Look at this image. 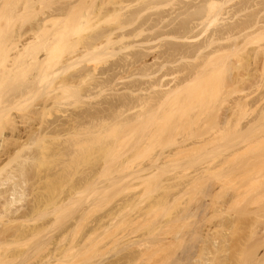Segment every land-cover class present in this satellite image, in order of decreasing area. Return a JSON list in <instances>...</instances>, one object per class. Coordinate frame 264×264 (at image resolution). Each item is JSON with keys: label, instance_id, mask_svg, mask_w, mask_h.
<instances>
[{"label": "bare ground", "instance_id": "bare-ground-1", "mask_svg": "<svg viewBox=\"0 0 264 264\" xmlns=\"http://www.w3.org/2000/svg\"><path fill=\"white\" fill-rule=\"evenodd\" d=\"M234 2H236V5H234V7H231L230 4ZM82 3V0H76V2L68 3L66 7L57 10L55 15L47 16L42 21H38V23L31 30V33L33 34L30 35L35 36L33 38V41H29L32 38H26L25 34H20L16 31L18 34V38H13L12 40H10L6 47H4V45H6L4 44L0 48H5L3 52L4 54L2 53L4 48L2 49V51H0V53L3 54H0V57H4L3 60L5 63L3 61L2 62L6 66L5 69L1 71L2 74L0 76V177H4V175L6 176V178H0V211L4 210V215L6 214L5 216H8L6 217L7 219L10 217V221L8 223H10L12 227L13 225H17L16 227H18H15L17 229L16 232L14 231L13 234L11 233V238H13V241L16 238L19 239V236L23 232L25 236L26 232H29L30 230L32 234L34 233L32 231H35V233H37L36 237L38 236V234H40L36 232L39 229L34 230V228H36V221L38 220L36 216L34 217L32 214L34 213V211L31 213L28 212V210H24L26 208L25 206H28L23 203L25 202L24 198L27 197L26 195H28L27 193H25V190L26 186L30 183H28V181L26 182L25 180L22 182V179H26L25 174L28 173L27 175H29V171H26V166L29 163L28 161H31L32 163L35 162L34 164L37 166V159H41L42 157H44V154L46 152L43 154L44 156H42V153H40L41 156H39V153L37 154L36 152V154L39 156H37V158L36 154H34L35 152H33L31 148L34 147L35 149V147H37L38 144L41 145L42 142L44 144H49L50 139H54L55 141L59 142L62 147H66L64 146L65 141L63 145V143H60L59 140L62 141V139H68L69 141L71 140L70 138L72 136L73 138L76 137L75 142L78 140L79 141L76 142L77 144H75L74 141L72 142V140L69 141L72 142L71 144L66 141V143L69 144H67V150L70 151L75 144L78 146L79 150L85 151L86 148L91 147L90 142L91 145L95 143L97 144L99 140H97V142L96 139H94L95 141H93V143L91 139H82L80 135H84L83 137L86 136L85 138H87L88 135H91L94 138L98 137L102 139V136H100V132L103 130L102 135L103 139H105L104 137L108 132H112L111 135H113V133H117L118 129H120L121 127L127 128L135 126L138 123L146 124L148 123V121L150 122L151 118L154 119V117H157V120L155 119V121H159L158 123H160V120L161 122L163 120L162 118L160 119L157 115L165 118L164 116L167 117L168 115L167 111L169 113V116H174L180 113L183 115L182 117H184V114L186 115V113H188V111L190 110H186L187 107H189L187 105H190L191 102V100L188 99L191 94L188 96L187 94L195 91L193 89H196L199 86L198 83L200 82L201 75L206 73L205 69L208 68V66L210 67L211 62L214 61L217 57L225 55L228 52H236L238 49H240V47H242V44L264 34V20L259 19V17L255 22H252L251 18H249V20L247 21H241L244 13L261 5V3H259L257 0H105L104 3L102 2V5L99 7V9L97 8V13L96 11L94 12V10H92L90 16H88L86 13H81L82 15L78 14L77 18L75 17V19H73V15L76 14L75 12L77 10V7L82 5ZM111 5L114 7L110 8ZM153 10H156V13H154V15L152 14V16L148 15L145 18V15L149 13V11L153 12ZM93 14H95L94 17L92 16ZM15 18L20 19V16L13 17V19ZM21 18L25 17L21 16ZM30 18L31 17H28L26 21L30 20ZM105 18H107V21L115 20L117 24L114 27H106L105 29L97 31V29H100V27L102 26L100 23L107 22L106 20H104ZM19 19L18 21H20ZM228 21L234 22L229 23ZM90 28L94 31V33H87L83 36L81 35L83 34V32H89L88 29ZM49 29H51L52 32ZM47 30L48 32H51L48 34L49 37L40 39V33H45L47 32ZM75 35H77L76 38L74 37ZM241 38H243L244 41L238 42ZM2 39H4V35ZM4 41L6 42L7 39H4ZM232 41V45H224V43ZM0 43L3 44V40L0 41ZM65 49L69 50L67 52V56H65L64 53V51H66ZM262 53H264V47H260L256 50L257 56H260ZM55 56L56 58L58 57L57 60L55 58L56 62L54 63L56 69L52 70V72L49 71L48 73V70L54 68L53 64L52 68L50 66V59L54 60ZM103 59L105 60V62L106 60L109 62V59H115V61H112V63L110 62L107 67H99V62L101 60L104 61ZM201 60L202 62L197 63ZM6 61L8 62V64H6ZM102 61L100 62V64L102 63ZM213 65L215 66V63H212L211 67ZM34 70H36V73L33 75L34 79L29 80L28 83L26 82L27 85H25L24 87L22 85L21 89L18 88L19 85H15V91L14 88H11V84L16 83L17 77V82L19 81L23 84V82L20 81V79L22 78V76L20 77V74H22L23 76L25 75L26 80H28L29 77L27 78V76H29ZM48 78H51V80L49 79L50 81H47L49 84H47L46 82V84L43 85L44 79ZM22 80L25 81V78H23ZM252 80L254 79L252 78ZM252 80H250L252 84L250 83V81H248L249 84H251L249 89H254L256 90L255 92H258L262 88H264L263 76L259 77L258 81H255V83H253L254 81L252 82ZM34 96H37L39 99L40 96L41 98L43 97V102H37L39 103V105L35 104L31 106V104L33 103L29 104V102L31 100L33 101ZM192 96L193 94L191 95V98ZM251 96L252 94H248L243 96L242 98L236 99L234 102L228 103V109L224 113L222 112V114L219 115L218 113L222 111V106L227 105L228 99H225L220 103V107H218V109L221 110L220 112L216 113L217 116L215 117V126H213V128H210L212 129L210 130V132L213 131L211 132V136L208 132H201L197 140L193 142L188 139V141L186 139L182 140L181 142L177 143L178 145L176 149L171 154L170 151L168 152V154H165L164 151L166 150L161 151L160 155H156L155 158L152 159V161L150 159L151 163H148V166L146 165L130 175L132 181L133 179L136 181H138V179L142 181L143 179V181H145L147 179H150V177L156 176V174L158 175V172L163 168L164 170H166L168 167L166 165L168 164V160L174 155L179 153L181 154L189 149V152L195 151L194 149L196 148L204 149L208 144H210L211 141H213V143L215 144L214 149L213 147H211L213 150L208 147L209 157L211 155V152L213 155H211L209 159H207L208 154L206 153L208 151V148L207 150H204L205 152H200V150L198 152L200 153L198 158L200 162L196 159L198 162L195 161L194 163V161H192L191 165V162L188 161L189 164L187 162V165H182V168L179 167L180 171L177 170L179 168H175V171L177 170L179 172L175 173L176 176L173 175L175 178L173 182H177L180 179L181 185H184V194H191L192 190L189 192V189L194 186L195 183L197 184L198 182H202L204 186L203 188L202 184L200 183H198L197 185L198 187L200 184V186H202L203 188H200L201 190L199 191L202 193L203 190V196H200L202 197L201 200L198 198V202L200 201L199 203H201L200 206L198 204L199 208H197V210L199 211L197 213L199 215L195 214V218L199 216L198 218H196L197 223H195L198 225H196L198 229L197 232L196 229L192 230L193 234H191L190 237V239H192V242H194V245L190 241V239L188 240L189 242H186L189 244H185V248L182 253L183 256H181L182 259H179L181 260L180 262L183 261V264L185 262L187 263V261L188 264H193L194 262L192 263V261L198 263L199 259L196 256L199 257V254L201 262H199L198 264H201L203 259L204 261L202 264H264V154L262 156L255 157L256 155H258L256 154L253 157L251 156L252 158L248 156L250 159L248 157L247 159L244 158L247 161H244V159H240L239 157H244L241 155L242 153L243 155H246L247 152L244 153L246 150L249 152V150H251L250 148L253 149L255 145L259 146V144L263 142L264 108L243 129H241V122L238 121L239 124L237 123L236 125L233 121L234 118H236L235 110L237 108L244 109L246 107H249ZM38 98H36L35 101ZM71 99L76 100L77 103L73 101L75 104L73 105ZM79 99H82L83 102ZM262 101L263 99L261 100V102ZM68 102L70 103V105H67L69 104ZM82 103H86V105L88 104L89 107H87V105L84 108V111H82V109V112L79 111V113H76L77 109L79 108H77V106H79L78 104ZM58 105H62L64 107L62 108L64 110L66 109L63 112L61 111V115L64 114V116H62L64 119L59 120L60 118L58 117L59 119L55 118L57 121H49L50 123H46L48 120L45 119L51 118L47 116L52 113H49V111H52L55 108L61 109ZM105 105L108 107H105ZM193 105L194 104H192L191 106ZM27 107H31V109L33 110L29 111ZM70 107L71 110H75L74 108H76V111H73V113L70 110ZM165 107H169V110L165 111ZM26 108L28 112H24ZM18 110L19 112L16 113V111ZM59 111L60 110H58L57 112L61 113ZM195 112L196 110L194 111V113ZM162 113H165L164 116ZM194 113L190 112V118ZM203 113L205 114V112ZM51 116L53 117L52 114ZM187 116H185L184 118H186ZM192 118L194 119V117ZM155 121L153 120V122ZM177 121H180V119ZM168 122L169 120H167V124H169ZM44 123L46 124L44 125ZM175 123L177 124V127L180 124L176 121ZM181 124H184L183 121ZM230 124H233L235 126L240 125V129L239 127L235 126L234 128L233 125L232 127L237 131L240 130L242 133L236 131L235 133L233 132L234 134H231L232 127L230 129ZM182 125L179 126L182 127ZM112 126H114L115 128L117 127L116 129H113L115 130V132H113ZM168 126H172V123ZM175 126L173 125L169 128L173 129L174 127V131L175 129L177 131L178 128H175ZM104 127L107 129L110 128L111 130L108 129L107 132L106 129H102ZM184 128H186V125L184 126ZM6 130H8V132ZM180 130H182V128H180ZM104 131L105 133H107L105 134ZM239 133L242 135H240ZM114 135L115 136L112 137L116 139V136L118 134ZM226 135L229 136L224 137ZM233 135L236 138L232 140L230 138L234 137ZM77 138L79 139L77 140ZM47 140H49V142H46ZM223 140L225 142H223ZM54 142L50 143V145H55ZM35 144L37 145L33 146ZM48 144H45L46 147L49 146ZM86 144H88V147L86 146ZM71 145L73 146L71 147ZM69 146L71 147L70 149ZM77 146H74L72 153L71 151L69 152L65 150L66 148H64L63 153L61 152V154H64L65 158L70 159L74 157V159H76L75 157L77 155L79 156L80 153L79 150L77 151L76 149ZM58 147L62 148L60 146ZM134 148L132 150L133 153L136 151V148ZM28 149L31 153L28 151ZM42 150H44L43 147L41 151ZM51 151H53V149H51ZM66 151L68 152L67 155ZM24 152H26L27 154L23 155ZM75 152L76 154H78L76 155ZM102 152L103 151H101L100 154H102ZM106 152L108 151H105V153ZM87 153L88 152H86L85 154ZM68 154L70 157L68 156ZM18 155H20L19 157L22 156L23 160L20 158L18 159ZM58 155H60V153ZM80 155L84 156L83 152L80 153ZM201 155H204V157ZM14 156L15 160H21L20 163H16L18 165V169L15 165L9 167H13L12 169L16 168L17 172L22 167V170L20 169L22 172L20 175V172L17 173L15 170V172L18 174L17 176L15 173H13L14 170L12 171V169H8L10 170L9 172H5L7 171V168H9L7 167L9 165L7 160H9L10 158H13L12 160H14ZM129 156L130 154L126 157ZM236 158H238V160ZM239 159L241 161H239ZM68 160L66 162L69 163L71 161V164L69 163L66 166L73 165L72 162H74L75 160ZM235 160H237V162ZM9 161L11 162V160ZM238 161L240 163H238ZM4 163H8L6 164L5 170L4 166L1 168L2 165H5ZM41 163L42 162H40V164ZM38 166L39 168H37L40 169V165ZM194 166L196 168H194ZM67 168L69 167H66L65 169L68 170ZM192 170L195 172L193 173ZM169 171H166V173H168ZM171 172L172 170L170 171V173ZM173 173L174 171L172 172V174ZM30 174H32V172ZM21 175H23L24 178ZM18 176H21V180L18 178ZM125 178L128 179L130 177L125 176ZM125 178H123V180H125ZM172 178L170 180H172ZM182 182L184 183L182 184ZM205 182L207 183L206 187L204 185ZM22 187L25 188L23 189ZM81 188L83 189V187ZM35 191L37 190L35 189ZM83 191H81L82 193L80 194H83ZM188 194L187 196L190 195ZM36 199H38V197ZM36 199L35 202L37 201ZM41 200L43 199L41 198ZM68 200L69 202L66 201V199L64 201L68 204L71 202V205L69 204V206H74L77 203V201L74 199L76 202L74 205H72L74 203L72 202L73 199ZM64 201L61 202L65 207L66 203ZM19 205L21 206L19 207ZM84 205H86V202L84 203ZM29 206H31L30 202ZM57 206L56 209H59L60 205L59 207ZM69 206L67 207L70 210H74V208L72 209V207ZM67 207H65L66 211H69V209L67 210ZM1 208L3 210H1ZM38 208H41V206H38ZM63 208L62 210L64 211L65 208ZM56 209L54 210L56 211ZM32 210H34V206ZM51 210L53 211V209ZM37 211L39 212L40 209H38ZM50 211L48 212L50 213ZM210 211H212L211 218H216L215 220L218 221L217 224L214 221L215 224L213 226L212 221L214 219L212 220L209 217ZM40 213H42V211H40ZM28 214H30V221L35 222V226L33 225L34 228H32V223L28 219ZM112 214L109 215L110 219L115 217L116 215L115 213V215H113L112 217ZM31 215L33 217H31ZM42 215L43 218H41V220H44L47 216L45 217V214L43 213ZM51 215L52 216H50V218L53 217V214ZM54 215H56V212L54 213ZM40 217H42L41 214ZM1 218L2 216H0V219ZM31 218H36V220H31ZM103 218L102 220L106 222L107 220H104ZM55 220L56 221H53L56 223L58 218ZM208 220H212L211 225H209L210 222ZM27 221H29V225L28 223L27 225L31 226L29 228H27L28 226H23ZM103 221L98 222L95 229H99L98 227L102 226ZM18 223L22 226L19 227ZM1 225L2 224H0V227ZM52 225H54V223ZM240 225L242 226L243 230L238 228L240 227ZM243 225H245L246 227ZM9 226H6V228ZM26 228L32 229L26 231ZM6 230H8V228ZM235 230H241V236H239V232L237 234V231ZM242 231H245V234H242ZM94 232H92V234H94ZM1 235H3L2 231L0 233V236ZM5 235L9 237L7 234ZM197 235L198 238L196 237ZM27 236H29L28 233ZM33 237H35V234L33 235ZM236 237L239 238H237L235 242L234 239ZM197 239H199V241ZM195 240L197 243L195 242ZM3 241L4 243H7V240ZM3 241L0 242V250L2 249L4 251L3 254L5 255L6 246H4L3 244V248L5 250L1 248ZM18 241H20V239ZM136 244L137 245H132L137 246L138 248V243ZM142 245L145 244H143L142 242ZM142 245L140 244V246ZM196 247L199 250H197ZM194 249L199 251V253L197 254V251H195ZM80 251L81 250H79V252ZM55 252H57L55 253V255L51 254L52 256H49L52 258H50V261L48 260L49 263L47 262V264H52L53 262H51V260L53 261L55 260V258H57L56 255L58 254V251H56L55 249ZM29 255L31 256V254ZM192 255H196L194 256L195 260H193L194 257ZM209 255H212V260H210L211 258ZM223 255L224 257L228 256V258H224ZM231 255H233V257ZM27 257L23 258L27 260ZM134 257L135 256H133V258ZM28 259H30V257Z\"/></svg>", "mask_w": 264, "mask_h": 264}, {"label": "rangeland", "instance_id": "rangeland-1", "mask_svg": "<svg viewBox=\"0 0 264 264\" xmlns=\"http://www.w3.org/2000/svg\"><path fill=\"white\" fill-rule=\"evenodd\" d=\"M104 1L105 0H82V2H83L82 5L77 7V10L75 12L76 14H74L73 15L74 18L73 17L72 18L73 19H75V17L77 18L78 14H81V13H83V14L86 13L88 16H90L92 13V10H94V12L96 10H98L99 7L102 5V2L104 3ZM257 1L259 3H261V5L259 7L251 9V10L247 11L246 13H244V15L241 18V21H247V20H249V18H251L252 22H255L258 17H259V19L264 20V0H257ZM73 2H76V0H0V38L2 39L3 35H4V39H7L6 42L4 41V39H2L3 44H1L2 42L0 43V48L4 44H6V45H4V47H6L7 44L10 42V40H12L13 38L14 39L18 38L17 32L20 34H25L26 38H32L29 41H33V38L35 36L30 35V34H33V33H31V30L38 23V21H42L47 16L55 15L57 10L64 8L68 5V3H73ZM113 3H115V2H113ZM234 5H236V2L230 4L231 7L232 6L234 7ZM108 7H110V6H108ZM113 7L114 6L111 5L110 8H113ZM158 12H160V11H158ZM96 13H97V11H96ZM154 13H156V10H153V12L149 11V13H147L145 15V18L148 15L149 16H152V14L154 15ZM94 15L95 14H93L92 16L94 17ZM16 16L17 17L20 16V19L18 18L20 21H18V19H16V18L13 19V17H16ZM21 16H24L25 18H21ZM26 17L27 18L31 17V18H30V20L26 21V19H27ZM34 17H36V18H34ZM101 18H103V17H101ZM106 19L107 18H105L104 20H106ZM228 22L232 23L234 21H228ZM100 24L102 26L100 25L101 27H100V29H97V31L105 29L106 27H114L117 23L115 20L114 21L108 20L107 22H104V23L102 22ZM49 30L51 31V29H49ZM2 31H3V33H2ZM88 31L89 32H83V34H81V35L83 36V35H86L87 33H94V31L91 30V28L88 29ZM91 31H93V32H91ZM51 32H48V30H47V32H45V33L44 32L40 33V35H39L40 39H42V38L45 39L46 37H49L48 34ZM74 37L76 38L77 35H75ZM1 39H0V41H2ZM243 41H244V39L241 38L238 42H243ZM232 44H233V41L228 42V43H224L225 46H230ZM241 46L242 47H240V49H238L236 52H233V53L228 52L225 55L217 57L218 59L216 58L214 61H212L210 64V67L208 66V68L205 69L206 73L203 72L204 74L201 75L200 82L198 83L199 86L198 87L196 86L197 88L193 89L195 91L192 90L194 93L190 91L191 93L187 94V96L190 94L191 95L193 94V96H192V98H191V95L189 98L187 97L188 99L191 100V102H190V105H187L189 107H187V109H186L187 111L189 109L190 110L188 111V113H186L187 111L185 112L186 115L184 114V117L187 116V114H188V116L186 118L182 117L183 115L180 113L176 114L174 116H169V113L167 111V110H169L168 109L169 107L168 108L165 107V109H166L165 111H167L168 115L166 117V116H164L165 113L164 114L162 113L166 119L161 117L160 115H157L160 119L162 118V120H163L161 122V120L159 119L160 123H158L159 121L158 122L155 121V119L157 120V117L153 116L154 119L151 118L152 121L150 120V122L148 121V123H146V124L145 123H138L135 126H131V127H127V128L125 127L126 129L124 127H121L122 129L121 128L118 129L117 133L115 132V130H113V129H116L117 127L115 128L114 126H112V130H113V132H115V133H113V135H111L112 132L111 133L108 132V129H110V128L107 129L104 127L102 129H106V131L108 133L106 132L107 135L106 136L104 135L105 139H103V135H102L103 130L101 129L102 131L100 132V134H101L100 136H102L103 140L101 138H98V137L94 138L91 135H88L87 138H85L86 136L83 137L84 135L83 136L80 135L82 139H89V140L91 139L92 142L95 141L94 139H96V141L99 140V142L97 141L98 142L97 144L95 143V144L91 145V142H90L91 147H88V144H86V146L89 148V151H88V148H86L85 151L79 150L78 146L75 145V144H77L76 142L79 141L78 140L79 138H77L78 141L75 142L76 137L73 138L71 136V138H70V136H69V138L72 140V142L73 141L75 142L74 146H77L76 147L77 151L79 150L80 153L83 152V155L86 152H88L84 156L80 155V153H79V156H82V157H79L77 155L78 153L76 154V152H77L76 151L75 152V154L77 155V156L75 155L76 159H74V157L70 158V159H72V161H74V160L75 161L72 162L73 165H69V166H66V165H68L71 161L69 163H67L66 161L69 158H65L64 154H63L64 155V157H63L61 152L63 153L64 148H66L69 145L68 143H70V144L72 143V142H69L71 140H69V141H68V139L63 140L62 138H61L62 141L59 140L60 143H63V145H64V141H65L64 146H66V147H62V145H60L59 142L55 141L54 139H52V140L50 139V142H49V140L46 141V142H49V144L45 143V144L49 145L48 147H46V145L43 142L41 143L42 146L39 144L33 145V146L37 145V147H35V149L36 148L38 149V150L36 149V151H35L34 147L31 148L32 151L35 152L34 154H36V152H37V154L39 153V156H41L40 153H42V156L45 155L46 157L44 156L45 158L42 157L40 159V158H38L39 156L36 154V157L38 156L37 157L38 159L36 161L37 166L34 164L35 162L32 163L31 161H28L29 162L28 165H30V166H28L26 163L27 166L26 165L25 166L28 168V169L26 168V171H29L30 176L27 175L28 173L26 172L27 174H25V177L28 180L22 179V182L25 180L26 182L28 181V183H30V184L26 183L28 185L26 186V190H25L26 192L25 193L28 194V195H26L28 198L24 196L25 198L24 197L23 198L25 199V202H23V203L25 205H28V206H25L26 207L24 209L25 211L28 210V212H31V213L34 211L35 214L34 213H32V214L34 217L36 216V218L38 219L36 221V228H34L35 222L30 221V214H28L29 215L28 219L32 223V228H34V230L39 229L36 232H38L40 234H38L37 237H36L37 233H35V231H32V232H34L32 234L31 230H30L32 228L27 229V228L31 227V226H28L29 221H27L26 224L23 226H26V227L28 226L26 228L27 229L26 231H29V230L30 231L26 232L23 229L26 232V235L24 236V232H23L19 236L20 241H18L19 240L18 238H16V239L14 238L15 240L13 241L12 240L13 238H11V235L14 233V231L16 232V230H17L16 228H18V227H16L17 225L16 226L13 225V227H12V225L10 223H8L10 221L9 220L10 217L8 219L6 218L8 216H5L6 214L4 215V213H3L4 210L2 209L3 208L2 207L1 210H3V211H0V216H2V218H5V219H2V218H1L2 220L0 219V221L4 222V223L0 222V224H2L0 227V233L2 231V234H3L0 236V242H2L3 240H5V241L7 240V243H4V241H3L2 245H1L2 246L1 248L6 246L5 247L6 250L3 248L5 250V255L3 254L4 251L2 249L0 250V264H21V263L22 264H43V263L47 264V262L49 263L50 258H52L49 256L51 254L55 255V253H57V252H55V249H56V251H58V254L56 255L57 258H55V260H53V261L51 260V262H53L52 264H183V261L180 262L181 260H179V259H182L181 256H183L182 253L184 251L185 244L186 245L189 244L186 242H189L188 240L190 239L191 234H193L192 230L196 229V232H197V229H198V227H197L198 225L195 223H197L196 218L199 217L198 216L199 214L197 213L199 211L197 210V208H199L198 204L200 206L201 203H199L200 201L198 202V200L199 199L201 200L202 197H200V196L201 195L203 196V190H202V193L199 191L201 190L200 188H202L203 184H202V182L201 183L198 182V183L202 184V186H200V184H199V186L197 187L198 183L197 184L195 183L194 186L191 187L192 189L191 188L189 189V192L192 190L191 194L190 193H189L190 195L188 193L184 194L185 193L184 192L185 189L183 187L184 185L183 186L181 185L180 179H179V181L175 180L177 182H173L175 179L173 175H175V173L180 171L179 167L182 168L183 167L182 165H187L186 163L188 161L191 162V165H192V161H194V163H195V161L198 162L199 161L198 158L200 155V153H198V152L200 150H201L200 152L207 150L208 147L209 148L213 147V149H214L215 144L213 143V141H211L210 144H208L209 146L207 145L204 149L202 148L203 150L200 148L199 149L196 148V149H194L195 151L189 152V150H190L189 149V150H186L188 152L185 151L181 154L179 153V154L174 155L172 158H170L168 160V164H166L168 166L167 167L168 170L166 168H165L166 170H164V168H163L162 170L165 172H163L161 170L162 172L159 171L158 175L156 174V176L150 177V179H147V180L144 179L145 181H143V179H142V181L140 179H138V181L133 179V181H132L130 175L133 174V172H136L137 170L146 166L148 163L150 164L152 159H154L156 155L157 156H158V154L160 155L161 151L166 150V151H164L165 154H168V152L170 151V154H171L176 149V147L178 145L177 143L181 142L182 140L188 139V140L193 142V141L197 140V138L201 132H203V133L208 132V133H210V136H211V132H213V131L210 132V130H212L210 128H213V126H215V119H216L215 117L217 116L216 113L220 112V110H221V109L219 110L218 107H220V103L222 101H224L225 99H228L227 105L222 106V111L220 113H218L219 115L222 114V112L224 113L228 109V106H229L228 103L234 102L236 99L242 98L245 95L252 94L250 101H249V103H250L249 107H246L244 109H238L237 108L235 110L236 113L234 112L236 114L235 115L236 118H234V120H233L234 124L237 125L238 121L241 122L240 123L242 126L241 129L246 127L248 125V123L251 120H253L257 116L258 113L261 112V110L264 108V88H262L258 92H255L256 90H254V89L251 90L249 88H250V85L252 84L250 81V80H252V78L254 79V80H252V82L254 81L253 83H255V81L256 82L258 81L259 77H262V76L264 77V53H262L260 56H257V54H256V50L258 48L264 47V34L257 36L255 38L251 39L250 41H247L246 43L242 44ZM2 49H0V51H2ZM4 50H5V48L3 49L2 53L4 52ZM65 50L66 51H64V53H65V56H67L68 55L67 52L69 50L68 49H65ZM3 54H1V55H3ZM55 58H56V56L54 57V60L50 59V62H51L50 66L52 68V64H53L54 68L48 70V73H49V71L52 72V70L56 69V66L54 63L56 62L58 57L56 58V60H55ZM3 59H4V57L2 56V58L0 60V76L2 74L1 71H3V69H5V67H6L3 64V62H4ZM109 60H110L109 62L107 60H106V62H105V60L104 61L101 60L102 63L100 64L101 61L99 62V67H107L110 64V62L112 63V61L113 62L115 61V59L114 60L109 59ZM200 62H202V60L198 61L197 63H200ZM212 63L213 64L215 63V66L213 65L214 67L213 66L211 67ZM6 64H8V62ZM35 71L36 70L32 71V73L30 75L28 73V75H29V76H27V78L29 77L28 80H26L25 75L23 76L22 74H20V77L22 76L20 81H22L23 84L19 81L17 82V78H18L17 77L16 78L17 84L12 83L11 84L12 87L11 86L10 87L14 88V91H15L16 86L19 85L18 88L21 89L22 85L24 87L25 85H27L26 82L28 83L29 80L34 79L33 75L36 73ZM50 77H52V76H50ZM23 78H25V81L22 80ZM249 78H251V79H249ZM49 79L51 80V78L44 79V81L45 80L46 81H45V83L43 81V85H45L47 81H50ZM248 81H250L251 84H249ZM24 82H25V84H24ZM18 83H21V84H18ZM47 84H49V83L47 82ZM196 93H197V95H196ZM37 96H39V95H37ZM37 96H34L33 101L31 100L29 102V104L33 103V104H31V106H33L35 104L39 105V103H37V102H43L42 101L43 97L41 98V96H40V99H39ZM36 98H38L39 101H38V99L35 101ZM262 99H263V101L261 102ZM79 100H82V99H79ZM73 101H75V103H77L76 100L71 99V102H73ZM215 101H216V103H215ZM82 102H83V100H82ZM70 103L67 105H70ZM191 103L194 105L191 106L192 105ZM67 105H64V106H67ZM73 105H75L74 102H73ZM78 105L79 106H77V108L78 107L79 108L77 109V111H76V108H74L75 106L73 107L75 110H71V107H70V110L72 112L76 111V113H79V111H81L82 109H83L82 111H84V108L88 104L86 105V103L85 104L82 103V104H78ZM190 106L193 108H191ZM194 106L196 109L194 108ZM59 107L61 109L55 108V109H53L55 111H53V110L49 111V113L52 112L51 114L53 115V117L51 116V114L47 115L48 117H51V118L44 117V118H48V119H45V120H48L46 123H50V122L55 121L56 119H59V118H60L59 120L64 119L62 117V116H64V114L63 115H61V114L66 109L64 110L63 109L64 107L62 105ZM87 107H89V105ZM105 107H108V106L105 105ZM27 108L29 111L33 110V109H31V107H27ZM27 108H26V110H24V112H28ZM56 109H57V111L60 110L59 112H61V111L62 112L58 113L56 111ZM191 109L192 110L195 109L196 112H198V113H196V112L194 113L195 110L192 111ZM17 112H19V110L16 111V113ZM190 112L194 113V114H192V117H194V119L192 117L190 118V116H191V115L189 116ZM203 112H205V114ZM21 114H22V112H21ZM199 115L201 116L202 120H201ZM179 119H180V121H177ZM190 119H192L194 121H192ZM153 120L155 122H153ZM167 120H169V122H168L169 124H167ZM181 120L184 123L183 125L181 124L182 123ZM175 121L177 123H180L179 125H182V127H180L179 125L177 127V124L175 123ZM190 121H191V123H190ZM233 121H231V122H233ZM156 122H157V124H156ZM46 123H44V125ZM149 123H151V124H149ZM171 123H172V126L176 125L175 128L176 127L178 128L177 131H176V129L174 131V127H173V129L169 128V127H172V126H168V125H171ZM186 123H190V124H186ZM185 125H186V128H184ZM230 125L231 126H229V127L231 129L233 124H230ZM27 126H29V125H27ZM27 126H25V127H27ZM148 126H150V127H148ZM234 126L235 125H233V127ZM239 126H235V127H239ZM106 127H109V126H106ZM233 127H232L231 134L233 132L235 133L237 131L234 129L235 127L234 128ZM180 128H182V130H180ZM239 129H240V127H239ZM6 131L8 132V130H6ZM237 132H241V131L238 130ZM104 133H105V131H104ZM114 134H118L116 136V139L112 137V136H115ZM236 134H238V133H236ZM229 135H226L224 137H228ZM240 135H242V134H240ZM235 138L236 137L234 136L230 139L233 140ZM226 139H229V138H226ZM89 140H88V142H89ZM224 140H223V142L226 141V140L225 141ZM232 140H230V141H232ZM66 141L68 143H66ZM53 142L55 145L52 144V146H53V148H52L50 143H53ZM189 143H191V142H189ZM56 144H57V146H56ZM261 144H259V146H256V145L254 147L252 146L253 149L252 148H250L251 150L248 149L249 152L246 150L244 153L247 152V154L243 155V153H242L241 155L244 157L239 156L240 159H244V158L247 159L248 156L250 158H252L256 154H258V155H256L255 157L262 156L264 154V140H263V142H261ZM211 145H213V146H211ZM58 146L62 147L63 149L59 148ZM72 146L73 145H71V147ZM74 146H73V148H74ZM42 147L44 149V150H42L43 152L41 151ZM54 147H55V149H54ZM71 147L69 146V149ZM134 147L136 148V151L134 150L135 152L133 153L132 150ZM73 148L70 150L71 153H72ZM209 148H208V151L206 152L207 154L209 152ZM51 149H53V151H55V152L51 151ZM67 149L68 148H66L65 150H67ZM58 150H60V151H58ZM28 151L30 152L29 149H28ZM67 151H69V150H67ZM67 151H66V155L68 153ZM98 151H99V153H98ZM101 151H103L102 154H100ZM105 151H108V152L105 153ZM130 151H131V153H130ZM33 152H32V154H33ZM164 152H162V153H164ZM59 153H60V155H58ZM25 154H27V153L24 152L23 155H25ZM129 154H130V156L126 157ZM50 155H51V157H50ZM53 155H55V156H53ZM211 155H212V152H211ZM211 155H210V157H211ZM19 156L20 155H18V159L19 158L22 159V156L21 157H19ZM47 156H49V157H47ZM68 156H69V154H68ZM201 156L204 157V155H201ZM207 156H206L207 159H209L210 158L209 154ZM16 158H17V155H16ZM12 159L13 158L9 159V160H11V162L9 160H7L9 163V165L7 167L14 166V165L17 167L18 166L17 164L21 162V160L19 161L18 159H16L17 160L16 161L15 156H14V160H12ZM150 159H151V161H150ZM236 159L238 160V158H236ZM240 159H239V161H241ZM245 159H244V161H247ZM38 160L39 161L41 160L40 162H42V163L40 164V162ZM237 160H235V161L237 162ZM239 161H238V163H240ZM30 162L32 163V166L34 165L33 167L31 166ZM189 162H188V164H189ZM8 163H4L5 165H2L1 168L4 166V170H5L6 164H8ZM10 163H11V165H10ZM38 165H40V169H38L39 168ZM66 167H69L70 169L67 168L68 170H66L65 169ZM196 167H197V165H196ZM196 167L194 166V168H196ZM12 168H10V167L7 168V171H5V172H9ZM19 168H20V166H19ZM30 168H31V170H30ZM175 168L176 169L179 168V169H177L179 171H177V170L175 171ZM8 169H10V170H8ZM17 169H18V167H17ZM17 169L16 168L12 169V171L14 170L13 173H15L16 176L18 175L17 173L20 172L19 175L22 173L21 172L22 169L21 170L19 169L18 172H17ZM15 170L17 173L15 172ZM169 170L170 171L172 170V172L174 171V173L173 174H172V172L170 173ZM166 171H169V172L166 173ZM192 171H191V175H192ZM195 171H193V173ZM31 172H32V174H30ZM1 175H2V173H1ZM85 175H87V176H85ZM21 176H23V175H21ZM21 176L20 177L18 176V178L20 179ZM38 176H39V178L40 177L41 178L39 179ZM48 176H50V177H48ZM125 176L130 177V178H128L129 180L127 178H125ZM4 177L6 178L5 175H4ZM4 177L1 176L0 178H4ZM47 177L49 179L50 178L51 179L49 180ZM85 177H87V178H85ZM23 178H24V176H23ZM123 178H125V180H123ZM171 178H172V180H170ZM170 182H173V183H170ZM183 183L184 182H182V184ZM206 184L207 183L205 182V184H204L205 187H206ZM84 186H85V188H84ZM81 187H83V189ZM22 188L24 189L25 187H22ZM203 188H204V186H203ZM35 189L37 191H35ZM81 191H83V194H80V193H82ZM32 194L35 195L36 197L33 196ZM187 194L189 196H187ZM69 196H70V198H69ZM37 197L40 201L38 199H36ZM40 197L43 200H41ZM33 199H34V201H33ZM35 199L37 200L36 202H35ZM65 199L68 202H69L68 199H73L72 202H74V203L72 205H74L75 202L77 201L78 206H77V203H76V205H74L75 207L69 206V204L71 205V202L68 204L64 201ZM26 201H27V203H26ZM42 201H43V203H42ZM61 201L62 202L64 201L67 206L72 207V209L74 208V210H70L65 205V207H67V210L69 209V211H66V208L64 207V205ZM29 202H30L31 206H29ZM85 202H86V205H84ZM60 203L65 208L64 211L62 210L63 207L61 206ZM21 205H19V207ZM59 205H60L61 209L60 208L56 209V206L59 207ZM33 206H34V210H32ZM35 206H37V207H35ZM38 206H41V208H38ZM49 206H51V207H49ZM79 207H80V209H79ZM36 208H37V210L40 209V211H42V213L45 214L44 215L45 217L47 216L46 218L44 217L45 218L44 220H41V218H43V215H42V213H40V211L38 212L36 210ZM51 209H53V211ZM54 209H56V211ZM85 209L86 210L88 209L87 212ZM35 210H36V212H35ZM46 210H47V212H46ZM50 210L52 211V213ZM48 211H50V213ZM60 211H62V212H60ZM1 212L3 213L4 216L2 215ZM55 212H56V215H54ZM211 212L212 211H210V216H209L210 218L212 217ZM109 213L110 214L114 213V214H112V217H113V215H115V213H116V215H115V217L110 219ZM40 214L42 217H40ZM51 214H53V217L50 218V216H52ZM195 214H198V215H196L198 217L195 218ZM33 216L31 215V217H33ZM36 218L35 219L31 218V220L32 219L36 220ZM57 218H58V220L55 223L54 221H56L55 219H57ZM61 218H62V221H61ZM102 218L104 220H107V221L106 222L103 221ZM211 219L212 220L214 219V220L213 221L211 220L213 223L210 220H208L210 222V224L208 223L209 225H211V223H212V226H213L215 224V222H216V224L218 223V221L215 220L216 218H211ZM77 220L79 221V223ZM244 220H243V222H244ZM38 221H40V222H38ZM100 221H103L102 226L101 227L99 226L98 227L99 229L96 228L97 229L96 230L95 227H96L97 223ZM219 222H220V219H219ZM27 223H28V225H27ZM53 223H54V225H52ZM3 224H4V226H3ZM9 224H10V226H9ZM48 224H49V226H48ZM42 225H43V227H42ZM45 225H46V227H45ZM6 226H9V227H7L8 230H6L7 229ZM18 226L20 227L22 225L19 224ZM243 226H245V225H243ZM238 228L243 230L241 225ZM5 230H6V233H5ZM237 230H239V229H237ZM237 230H235V231H237ZM241 230L237 231V234L239 232V234H238L239 236H241V234H240ZM94 231H96V232H94ZM9 232H10V234H9ZM92 232H94V234H92ZM242 232H243L242 234H245V231H242ZM27 233L29 236H27ZM234 233H236V232H234ZM5 234H7L9 237H7ZM30 234H32V235H30ZM34 234H35V237H33ZM22 235H23V237H22ZM24 237H25V239H24ZM196 237L198 238V235ZM237 238H239V237H236L234 239L235 242H236ZM1 239H3V240H1ZM197 240L199 241V239H197ZM190 241L192 242V239H190ZM44 242H45V244H44ZM142 242L146 246L142 245ZM144 242H146V243H144ZM195 242H196V240H195ZM136 243H138V248H140L141 250L138 249L137 246H133L134 244L137 245ZM192 243L194 245V242H192ZM3 244H4V246H3ZM5 244H8V245H5ZM140 244L142 246H140ZM127 246H128V248H127ZM143 246L145 247V249ZM131 247H132V249H131ZM71 249H73V250H71ZM196 249H197V247H196ZM77 250H78V252H77ZM79 250H81V251L79 252ZM197 250H199V249H197ZM197 250H195V251H197ZM198 253H199V251H197V254ZM29 254H31V256L33 258ZM24 255H26V256H24ZM27 255H28V257H27ZM22 256L24 258L27 257L26 258L27 260H25ZM133 256H135V257L133 258ZM194 256H196V255H194ZM209 256L211 258L210 260H212L213 259V257H211L212 255H209ZM231 256L233 257V255H231ZM29 257H30V259H28ZM196 257L199 259L198 261L201 262L200 261L201 258H199L200 254H199V257L198 256H196ZM223 257H224V255H223ZM224 258L227 259L228 256L224 257ZM128 259H130V260H128ZM193 260H195V257L193 258ZM24 261H26V262H24ZM196 261H197V259H196ZM203 261H204V259H203ZM203 261H202V263H203ZM224 262H225V260H224ZM192 263L195 264L197 262L192 261ZM186 264H188V261Z\"/></svg>", "mask_w": 264, "mask_h": 264}]
</instances>
